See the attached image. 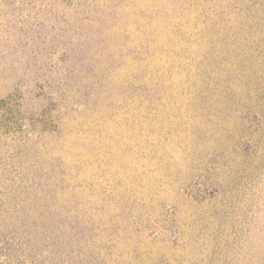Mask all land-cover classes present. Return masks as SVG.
I'll list each match as a JSON object with an SVG mask.
<instances>
[{
	"label": "rangeland",
	"instance_id": "obj_1",
	"mask_svg": "<svg viewBox=\"0 0 264 264\" xmlns=\"http://www.w3.org/2000/svg\"><path fill=\"white\" fill-rule=\"evenodd\" d=\"M0 264H264V0H0Z\"/></svg>",
	"mask_w": 264,
	"mask_h": 264
}]
</instances>
